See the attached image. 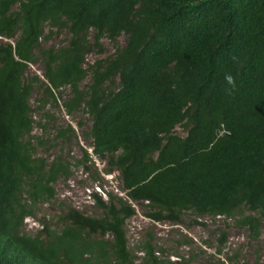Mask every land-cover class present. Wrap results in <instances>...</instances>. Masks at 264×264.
Listing matches in <instances>:
<instances>
[{"label":"trees","instance_id":"1","mask_svg":"<svg viewBox=\"0 0 264 264\" xmlns=\"http://www.w3.org/2000/svg\"><path fill=\"white\" fill-rule=\"evenodd\" d=\"M44 25L65 30L66 45L42 48ZM121 35L112 56L83 68L89 51L102 52L101 39L115 44ZM36 57L45 101L56 104L54 92L69 89L65 113L87 115L91 153L103 173L116 172L124 198L93 194L98 217L66 208L53 228L41 223L28 235L24 219L69 176L62 160L31 155L28 98L38 79L25 73ZM226 74L236 81L230 94ZM65 133L70 126L57 137ZM134 206L155 223L178 224L184 212L238 217L256 240L264 223V0H0V264H135L124 232ZM217 240L220 254L224 233ZM139 251L141 264H180L158 260L149 242Z\"/></svg>","mask_w":264,"mask_h":264},{"label":"rangeland","instance_id":"2","mask_svg":"<svg viewBox=\"0 0 264 264\" xmlns=\"http://www.w3.org/2000/svg\"><path fill=\"white\" fill-rule=\"evenodd\" d=\"M52 36L42 41L48 31ZM92 42V33L88 35ZM68 35L65 30L57 31L44 25L40 37L42 48L66 45ZM6 41V40H4ZM11 42V41H6ZM125 36H119L115 44L103 38L99 41L102 52L89 51L83 60V68L89 72L90 66L99 59L112 56L115 47L124 45ZM37 58V57H36ZM35 76L37 84L30 92L28 105L33 121L27 139L33 146L32 156L42 158L46 163L60 159L69 167V176L58 178L53 184L54 197L36 205L33 217L24 219L22 232L32 235L44 223L53 228L58 217L66 208L72 209L88 217H98L99 210L93 205L92 195L96 194L106 201V194L124 198L116 172L105 174L104 161L96 159L91 153L90 140L84 137L89 128L87 115L80 109L67 115L62 103L69 98V89L62 88L54 92L55 103L45 101L39 83H45L42 77V63L39 58L28 65L25 79ZM89 83V75L80 83L83 89ZM67 126L73 134L65 133L57 137V132ZM176 134L183 136L177 127ZM84 152L90 161L84 160ZM135 213L125 221L124 232L127 247L134 252L135 264H141L142 253L139 248L149 242L158 260L180 264H212L219 259L224 264H264V223L261 222L256 240H249L245 228L235 224L238 217L224 219L222 217H197L184 212L178 224L167 222H151L143 216V211L134 206ZM245 215L248 212H244ZM224 233V244L218 249V236ZM107 238V237H106ZM227 258L231 260L228 261Z\"/></svg>","mask_w":264,"mask_h":264},{"label":"clouds","instance_id":"3","mask_svg":"<svg viewBox=\"0 0 264 264\" xmlns=\"http://www.w3.org/2000/svg\"><path fill=\"white\" fill-rule=\"evenodd\" d=\"M225 81L227 82L228 85L231 87L228 89L229 94L231 93V90L236 87V81L235 78L231 74H226L225 75Z\"/></svg>","mask_w":264,"mask_h":264}]
</instances>
